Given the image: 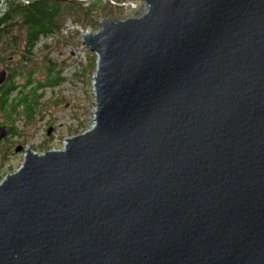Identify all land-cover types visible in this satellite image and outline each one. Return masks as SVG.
Instances as JSON below:
<instances>
[{"label": "water", "instance_id": "1", "mask_svg": "<svg viewBox=\"0 0 264 264\" xmlns=\"http://www.w3.org/2000/svg\"><path fill=\"white\" fill-rule=\"evenodd\" d=\"M142 2L82 35L92 124L0 179V264H264V0Z\"/></svg>", "mask_w": 264, "mask_h": 264}, {"label": "rangeland", "instance_id": "2", "mask_svg": "<svg viewBox=\"0 0 264 264\" xmlns=\"http://www.w3.org/2000/svg\"><path fill=\"white\" fill-rule=\"evenodd\" d=\"M84 1L86 4L90 3ZM137 1L139 4H143L142 0ZM91 2H95L96 7L89 17L90 21L82 23L71 17L69 22L70 17L67 16L64 20L68 22L66 25L68 28L67 33H62L54 39L39 45L36 44L33 48L35 52L34 60L23 63L19 67V70L24 73L29 66L34 64L42 66L45 52L46 57H51L59 62L58 64L66 59L62 66V73L65 78L54 86L46 85L40 88L43 91L41 97L43 102L36 105L33 116L26 119L25 114L22 112V106H19V113H16L15 119L10 122L12 126L20 131L17 136L12 135V140L20 141L23 148L21 152L15 154L13 160H9V162H12L11 165L7 166L8 161H2L0 179L6 172L16 169L21 164L26 149L32 148L41 151L51 147L61 148L64 145L65 137L80 132L92 124L95 106L92 76L95 71L97 55L82 42L79 34L80 27L94 30L106 18L131 15L135 11L141 10L142 7L140 8V5H137L136 9L134 7L125 8L112 4L110 0H93ZM67 43L68 45L65 46ZM45 44L50 46L44 48ZM75 56L81 61L80 63L74 62ZM5 62V59L4 61L0 59V68L5 67ZM81 63L87 64L86 70H83ZM79 72L82 73L78 74ZM43 74V68L35 72L36 77H41ZM16 76L17 82L23 81V75ZM3 117L4 115L0 110V120H4ZM5 121L9 120L5 119ZM49 127L50 132L48 133L47 128Z\"/></svg>", "mask_w": 264, "mask_h": 264}, {"label": "trees", "instance_id": "3", "mask_svg": "<svg viewBox=\"0 0 264 264\" xmlns=\"http://www.w3.org/2000/svg\"><path fill=\"white\" fill-rule=\"evenodd\" d=\"M84 2V0H32L27 4L10 3L0 18V59L3 61L5 59L7 69V79L1 87L3 92L0 96V107H3L6 115L10 116L13 109L17 110L19 105H22V112L26 119H30L36 105L43 102L41 101L43 91L40 88L46 85L54 86L65 78L62 66L66 59L58 64L59 62L51 57H46V52L42 66L34 64L24 73L19 67L34 60L33 48L39 36L58 31L67 16L82 23L90 21L89 17L96 3ZM49 46L45 44L44 48ZM86 63L82 65L83 70H86ZM41 68L44 69V74L36 77L35 72ZM16 75H23V81L17 82Z\"/></svg>", "mask_w": 264, "mask_h": 264}, {"label": "flooded vegetation", "instance_id": "4", "mask_svg": "<svg viewBox=\"0 0 264 264\" xmlns=\"http://www.w3.org/2000/svg\"><path fill=\"white\" fill-rule=\"evenodd\" d=\"M5 68V67H3ZM2 69V68H0ZM6 69V68H5ZM7 70V69H6ZM7 73V72H6ZM7 79V75L6 78L4 79V81L0 84V96L3 92V90L1 89L2 84L6 81ZM12 94H14V92H12ZM22 106V105H19ZM19 107L17 108V110L13 109L12 113L9 115H6L3 107H0V110L2 111L4 117V120H0L1 124H4L6 126L7 132L6 135L4 137H2L0 139V168L3 164L2 161H8L7 162V166L11 165L12 162H9V160H13L15 158V154L18 152H21L22 150V143H20V141H16V140H12V135L17 136L19 134V130H17L14 126L11 125V121L15 119L16 117V113H19ZM5 119H8L9 121H5Z\"/></svg>", "mask_w": 264, "mask_h": 264}, {"label": "built area", "instance_id": "5", "mask_svg": "<svg viewBox=\"0 0 264 264\" xmlns=\"http://www.w3.org/2000/svg\"><path fill=\"white\" fill-rule=\"evenodd\" d=\"M32 0H0V18L5 14V12L7 11L9 5L11 2H19V3H23V4H27L30 3ZM88 2H91L93 0H86ZM103 1H107V0H103ZM112 4H116L125 8H130V7H134L136 9L137 5H142V3L139 4V2L137 0H110ZM71 21V18H69V22ZM68 22L64 21L63 25L60 27L58 32H54L48 35H40L38 40L36 41V44H41L45 41H50L51 39H54L55 37H57L58 35L62 34V33H67L68 28L67 25ZM90 30L88 28H82L80 27V32L79 34L82 36V34L84 32H89ZM68 44H66L65 46H67ZM35 47V46H34ZM75 61L77 63H80L81 61L75 56Z\"/></svg>", "mask_w": 264, "mask_h": 264}, {"label": "bare ground", "instance_id": "6", "mask_svg": "<svg viewBox=\"0 0 264 264\" xmlns=\"http://www.w3.org/2000/svg\"><path fill=\"white\" fill-rule=\"evenodd\" d=\"M144 4V3H143ZM143 4H142V6H143ZM142 6H140V8L142 7ZM93 92V91H92ZM94 112H95V106H94ZM95 115V114H94ZM31 149V148H30Z\"/></svg>", "mask_w": 264, "mask_h": 264}]
</instances>
